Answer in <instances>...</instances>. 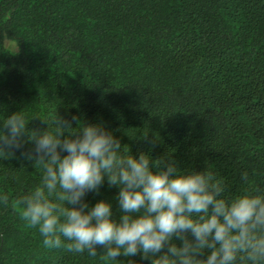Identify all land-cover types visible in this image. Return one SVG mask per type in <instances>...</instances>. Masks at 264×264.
Returning a JSON list of instances; mask_svg holds the SVG:
<instances>
[{
    "label": "trees",
    "instance_id": "1",
    "mask_svg": "<svg viewBox=\"0 0 264 264\" xmlns=\"http://www.w3.org/2000/svg\"><path fill=\"white\" fill-rule=\"evenodd\" d=\"M15 112L27 131L0 154V264H109L46 247L23 218L43 179L31 135L75 116L65 135L100 124L133 156L210 168L225 198L264 187V0H0V124ZM117 193L86 199L118 218Z\"/></svg>",
    "mask_w": 264,
    "mask_h": 264
},
{
    "label": "clouds",
    "instance_id": "2",
    "mask_svg": "<svg viewBox=\"0 0 264 264\" xmlns=\"http://www.w3.org/2000/svg\"><path fill=\"white\" fill-rule=\"evenodd\" d=\"M76 120L59 117L54 129L31 135L27 155L41 163L43 179L20 203L46 247L89 257L102 248L109 264L121 256H139L140 264H264V187L225 198L210 168L184 170L172 158L133 156L100 124L83 123L65 135ZM26 131L20 112L3 119L0 154L22 150ZM105 182L118 189V218L110 201L87 202Z\"/></svg>",
    "mask_w": 264,
    "mask_h": 264
},
{
    "label": "rangeland",
    "instance_id": "3",
    "mask_svg": "<svg viewBox=\"0 0 264 264\" xmlns=\"http://www.w3.org/2000/svg\"><path fill=\"white\" fill-rule=\"evenodd\" d=\"M7 45L12 48L13 50H16V44L13 42H7Z\"/></svg>",
    "mask_w": 264,
    "mask_h": 264
}]
</instances>
